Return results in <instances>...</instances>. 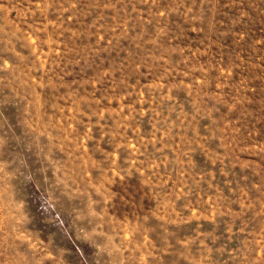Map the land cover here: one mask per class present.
<instances>
[{"label": "rangeland", "instance_id": "rangeland-1", "mask_svg": "<svg viewBox=\"0 0 264 264\" xmlns=\"http://www.w3.org/2000/svg\"><path fill=\"white\" fill-rule=\"evenodd\" d=\"M0 264H264V0H0Z\"/></svg>", "mask_w": 264, "mask_h": 264}]
</instances>
